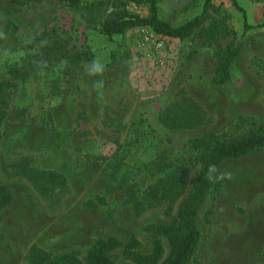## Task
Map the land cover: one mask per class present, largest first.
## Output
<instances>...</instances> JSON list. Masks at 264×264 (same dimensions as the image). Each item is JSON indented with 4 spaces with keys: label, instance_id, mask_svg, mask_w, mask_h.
<instances>
[{
    "label": "rangeland",
    "instance_id": "obj_1",
    "mask_svg": "<svg viewBox=\"0 0 264 264\" xmlns=\"http://www.w3.org/2000/svg\"><path fill=\"white\" fill-rule=\"evenodd\" d=\"M97 1L73 9L60 0L24 6L0 0V81L12 82L8 70L24 63L33 53L26 44L43 33L92 55L70 66L67 79L51 71L12 90L0 139V185L13 196L0 211V264H27L32 245L53 254L76 250L83 259L95 239L108 237L126 242L134 236L142 253L160 239L168 254L167 240L146 227L171 222L190 193L201 153L191 149L193 140L212 133L231 140L247 131L241 121L264 120V26L243 33L244 20L264 22V0H236L243 12L230 0H212L206 32L185 39L143 26L107 37L100 32L102 7L87 8ZM204 1L157 0L159 17L180 26L202 12ZM125 9L149 13L146 5ZM237 44L230 80L213 85L218 55ZM93 60L102 73L89 74ZM100 81L103 87H94ZM183 97L205 110L206 126L171 131L159 124V112ZM160 151L167 163L189 168L186 192L136 210L129 196L133 202L144 197L166 176L153 165ZM18 164L58 171L67 181L41 193L15 175ZM218 169L232 176L212 179L197 210L201 238L193 264H264V148ZM110 256L115 264H134L121 249Z\"/></svg>",
    "mask_w": 264,
    "mask_h": 264
},
{
    "label": "trees",
    "instance_id": "obj_2",
    "mask_svg": "<svg viewBox=\"0 0 264 264\" xmlns=\"http://www.w3.org/2000/svg\"><path fill=\"white\" fill-rule=\"evenodd\" d=\"M16 6H24L30 3H41L45 0H9ZM73 9L82 8L84 0H60ZM233 6L242 11L236 0H230ZM146 5L149 13L147 16L130 13L125 9L127 4ZM102 7L99 16L100 32L113 37L123 34L133 27H148L154 33L178 39L189 37L196 30L206 32L203 25L208 19V12L213 9L212 0H205L202 12L180 26H172L169 22L159 17L157 0H99L87 5V8ZM110 9V11H109ZM264 26V22L255 26L243 23V33ZM49 33L29 41L25 49L28 53L21 66H13L8 70L11 81H0V139L1 127L6 118V112L12 98V90L18 81H29L35 77H47L52 71L60 80L67 79L70 75V66L79 62L91 61L89 51H75L68 48L66 41H59L49 37ZM241 44L229 45L220 55L215 64V72L212 84L222 86L230 80L231 62L238 57ZM158 122L164 128L175 130H189L203 127L209 123L205 110L191 98L182 99L170 104L158 114ZM242 126L248 125L247 131L240 137L231 140H222L216 134H207L193 140L191 149L201 151L196 157L200 165L194 174L191 190L186 199L178 208L171 222L166 224H154L146 227V230L157 236L164 237L168 244V254L160 239H156L149 253L139 251V242L134 236H130L126 242H121L115 237L97 238L93 241L85 257L81 259L76 250L64 253H50L37 245H32L26 256L27 264H115L110 254L121 249L122 255L134 264H193L194 256L200 242V232L196 226V213L207 199L213 180L207 178V170L210 164L217 168L222 162L238 159L256 150L264 148V120L241 121ZM155 153V152H154ZM158 158L153 162L160 172L166 176L145 190L144 197L134 198L129 196V201L136 210L148 209L156 206L162 200L169 198L171 201L182 197L188 187L190 171L184 165L167 163L164 152H158ZM155 153V158H156ZM16 176L25 179L39 192L45 193L50 186H63L66 183L64 174L49 169H36L26 164H18ZM131 187L125 188L130 192ZM13 200L11 191L0 185V211L6 208ZM160 201V202H159ZM171 216V208L166 210Z\"/></svg>",
    "mask_w": 264,
    "mask_h": 264
},
{
    "label": "clouds",
    "instance_id": "obj_3",
    "mask_svg": "<svg viewBox=\"0 0 264 264\" xmlns=\"http://www.w3.org/2000/svg\"><path fill=\"white\" fill-rule=\"evenodd\" d=\"M103 71V67H101V64L98 60H93L91 62V65L89 67V74L91 75H95V74H100ZM94 87L96 88H101L103 87V82H94ZM214 174L215 175L214 177ZM231 172L225 171V172H219V169L217 168V166L215 164H210L208 166V170H207V178L209 180L212 179H218V180H224V179H231Z\"/></svg>",
    "mask_w": 264,
    "mask_h": 264
}]
</instances>
